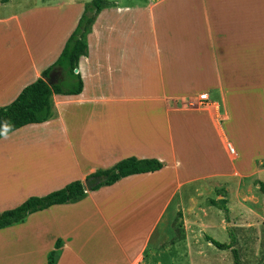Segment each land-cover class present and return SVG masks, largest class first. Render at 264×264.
I'll return each instance as SVG.
<instances>
[{
    "label": "crops",
    "instance_id": "0c3cea01",
    "mask_svg": "<svg viewBox=\"0 0 264 264\" xmlns=\"http://www.w3.org/2000/svg\"><path fill=\"white\" fill-rule=\"evenodd\" d=\"M89 1L0 0V107L58 58ZM251 1L105 0L81 92L52 94L45 121L0 137V212L126 157L163 166L0 228V264H48L53 250L54 264H207L203 248L229 249L205 234L229 243L233 220L264 226V25L251 15L264 0ZM221 197L218 239L204 218Z\"/></svg>",
    "mask_w": 264,
    "mask_h": 264
},
{
    "label": "trees",
    "instance_id": "16d2710c",
    "mask_svg": "<svg viewBox=\"0 0 264 264\" xmlns=\"http://www.w3.org/2000/svg\"><path fill=\"white\" fill-rule=\"evenodd\" d=\"M105 0H91L85 4L84 11L79 17L76 27L67 38L58 58L46 69L41 77L27 84L8 105L0 107V137L28 123L45 121L51 115L52 94H78L82 90L83 81L75 69L80 55L87 50L85 36L93 23L96 14L102 8ZM61 69L63 78L58 83L49 85L45 78L54 69ZM163 163L156 158L126 157L104 170H98L86 176H103V179L92 186V190L110 185L121 177L141 172L155 171L162 168ZM85 178V179H86ZM259 188L264 191V181H259ZM218 194L224 196L220 193ZM85 194L82 181L79 179L67 183L60 189L53 190L45 195H31L19 205L0 212V228L23 221L32 212L42 210L53 204L74 201ZM211 203L223 211L228 221V208L224 197L212 199ZM204 238L219 249H229L234 256V264H244L239 258L237 250L231 242L223 243L208 235ZM60 241L56 242V249ZM56 251L48 257V264H54Z\"/></svg>",
    "mask_w": 264,
    "mask_h": 264
},
{
    "label": "rangeland",
    "instance_id": "374dc122",
    "mask_svg": "<svg viewBox=\"0 0 264 264\" xmlns=\"http://www.w3.org/2000/svg\"><path fill=\"white\" fill-rule=\"evenodd\" d=\"M251 1V0H250ZM262 3V0H259ZM142 2V0H140ZM259 2L252 0V6H257ZM252 27L253 23L257 26H263L264 17H262V13L260 12H252ZM253 82V78L251 79ZM232 144V143H231ZM232 146V145H231ZM219 157L222 160V164L226 165L228 160V153L225 149H220ZM259 181H264V175H259ZM233 197V195H232ZM231 197V201L233 198ZM208 217L204 218L206 223H210L214 227H216V231L218 234V239L224 236V232L217 227L220 222V219H226L222 210H218L217 208H212L211 211H208ZM229 220V219H228ZM258 220H233L231 221L228 231L230 232V241L233 247L237 250L239 258L242 260L244 264H264V226L260 224ZM226 237L227 234H226ZM220 241V240H219ZM192 249L197 246L192 243ZM215 247V246H214ZM221 251L220 249L216 248ZM204 254L208 256L207 264H234V256L231 250H227V253L220 254L214 252L211 249H202ZM169 261V257L163 256L161 258V262L167 264ZM172 263L178 264L177 261Z\"/></svg>",
    "mask_w": 264,
    "mask_h": 264
},
{
    "label": "water",
    "instance_id": "95a60500",
    "mask_svg": "<svg viewBox=\"0 0 264 264\" xmlns=\"http://www.w3.org/2000/svg\"><path fill=\"white\" fill-rule=\"evenodd\" d=\"M76 72V69L74 70ZM61 69H54L52 70L48 76L45 78V80L47 81V83L49 85H53L56 84L58 81V76L61 75ZM103 179V176H94V177H90V178H86L84 179V181H82L83 184V188L85 190H91L92 186L95 185L96 183L100 182Z\"/></svg>",
    "mask_w": 264,
    "mask_h": 264
},
{
    "label": "built area",
    "instance_id": "2783aa9c",
    "mask_svg": "<svg viewBox=\"0 0 264 264\" xmlns=\"http://www.w3.org/2000/svg\"><path fill=\"white\" fill-rule=\"evenodd\" d=\"M200 98L205 99L206 96L204 94H202V95H200ZM228 149H229L230 153L234 152L233 147L230 144H228Z\"/></svg>",
    "mask_w": 264,
    "mask_h": 264
}]
</instances>
